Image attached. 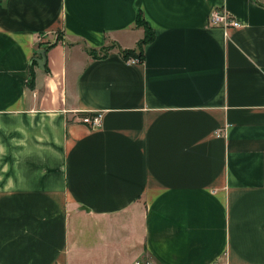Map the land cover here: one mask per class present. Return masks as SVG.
I'll return each instance as SVG.
<instances>
[{
  "label": "crops",
  "instance_id": "crops-1",
  "mask_svg": "<svg viewBox=\"0 0 264 264\" xmlns=\"http://www.w3.org/2000/svg\"><path fill=\"white\" fill-rule=\"evenodd\" d=\"M136 261L264 264V0H0V264Z\"/></svg>",
  "mask_w": 264,
  "mask_h": 264
},
{
  "label": "built area",
  "instance_id": "built-area-1",
  "mask_svg": "<svg viewBox=\"0 0 264 264\" xmlns=\"http://www.w3.org/2000/svg\"><path fill=\"white\" fill-rule=\"evenodd\" d=\"M207 25L210 28H219L222 30H227L229 28H239L240 23L234 19H232L229 15H227L223 10L221 9H214L207 18ZM139 61L137 59L131 58L126 60V63L128 64H135ZM81 122L85 125H87L90 128H94L98 126L99 123V116H89L86 115L81 119ZM134 264H151L149 262H141L136 261Z\"/></svg>",
  "mask_w": 264,
  "mask_h": 264
},
{
  "label": "trees",
  "instance_id": "trees-1",
  "mask_svg": "<svg viewBox=\"0 0 264 264\" xmlns=\"http://www.w3.org/2000/svg\"><path fill=\"white\" fill-rule=\"evenodd\" d=\"M136 25H137V27H141L144 30L143 39L138 43L136 49H134V50H123V51H120V54H121L123 60H128V59L134 58V59H137L141 63L144 59L143 49L147 44H149L150 42L153 41L154 35H153V32L146 26V24L144 23V21L142 20V18L140 16V14L137 15ZM104 51H103V53L105 54L106 49ZM28 87L31 88L32 84H29Z\"/></svg>",
  "mask_w": 264,
  "mask_h": 264
},
{
  "label": "water",
  "instance_id": "water-1",
  "mask_svg": "<svg viewBox=\"0 0 264 264\" xmlns=\"http://www.w3.org/2000/svg\"><path fill=\"white\" fill-rule=\"evenodd\" d=\"M39 55H40V58L39 59H35V62L40 65V67L43 66V64L45 63V56H44V51L43 50H40L39 51Z\"/></svg>",
  "mask_w": 264,
  "mask_h": 264
}]
</instances>
